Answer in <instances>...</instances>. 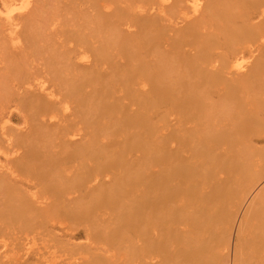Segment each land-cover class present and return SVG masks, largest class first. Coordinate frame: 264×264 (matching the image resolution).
Listing matches in <instances>:
<instances>
[{"label": "bare ground", "instance_id": "6f19581e", "mask_svg": "<svg viewBox=\"0 0 264 264\" xmlns=\"http://www.w3.org/2000/svg\"><path fill=\"white\" fill-rule=\"evenodd\" d=\"M48 1L27 0L17 10V0H3L0 63L27 60L36 51L32 42L43 47L49 28L39 21ZM137 1L84 0L93 4L94 23L110 19V33L123 45L114 67L93 42L67 57L66 69L47 61L50 75L12 65L18 82L0 108V226L4 217L16 218L34 232L95 209L102 212L92 223L99 237L74 242L77 249L55 264H107L102 253L92 261L83 254L107 252L119 241L107 237L111 231L123 242L137 239L147 264H264V0H153L157 12L149 0V10ZM90 50L98 56L88 63ZM215 94L229 111H192ZM175 104L180 112L167 117ZM21 109L29 113L13 129L12 112ZM244 181L247 195L257 191L244 212L251 208L253 219L239 222L231 252L245 192L212 206ZM254 220L260 231L247 230ZM219 245L230 252L213 259ZM32 252L15 261L28 264Z\"/></svg>", "mask_w": 264, "mask_h": 264}, {"label": "rangeland", "instance_id": "374dc122", "mask_svg": "<svg viewBox=\"0 0 264 264\" xmlns=\"http://www.w3.org/2000/svg\"><path fill=\"white\" fill-rule=\"evenodd\" d=\"M26 1L17 0V2L14 3V8L15 9L18 8L17 10L23 8V6H25ZM112 1L113 0L110 1L106 0V2H112ZM146 1L148 2V0ZM146 1L139 0L135 3L138 6V8H141L142 10H149L151 7H149V4L147 5V3L144 4V2ZM149 1L152 2L153 5L150 4V6L154 7L155 11L159 9L158 8L159 4L154 3L156 0H154V2L153 0H149ZM158 1L159 0H157V2ZM48 2H49L48 6L44 8L45 16L43 19L39 21V24L44 27L47 26L49 29H52L54 24H56L57 26L59 25V30L50 31L49 29H45L46 32H44L43 35L41 36V39L44 41L41 42L43 47L40 46L38 42L30 43L29 45L36 48V51L34 50V52L30 55V57L27 60L26 59L17 60L16 63H12L7 60H4L2 63H0V108L2 105H4L3 103H7L8 100L12 98L11 89L13 85L18 82L15 80L14 71L11 69L13 64L15 65V67H22L24 69H30L31 71L42 69L45 70L47 75H50L49 72L50 68L47 61L53 62V60H56L57 62H59V68L66 69L68 65L66 58L67 57L69 58L74 52H78V50L79 51L82 50L80 48L83 42H89V43L93 42L97 46L99 45V47H102V49L99 50L102 53H106L107 56H111L109 60H106L107 65L109 64V66L114 67L115 65L118 64L117 61L121 60L122 58L123 54L120 51L123 48V45L118 41L115 35L110 33V27H108V22H110V19H107V21L103 23H98V24L94 23L93 20L94 18L90 14L93 11V4L88 5L84 2V0H49ZM168 4H170V2ZM0 8H3V0H0ZM175 8L173 14H177V13L179 14L180 12L177 11V9ZM177 8L180 9V7L178 6ZM177 15L176 17L175 15L172 17L173 20L176 19L175 20L176 22L180 21V19H177ZM94 26L97 27V30L100 33H97L96 35L93 36ZM126 26L127 25H124V27ZM143 41L146 42L147 40L142 39V42ZM211 48L213 49V47ZM86 55H90V57L87 56L85 58V60L87 59L86 62L88 63L90 61L92 62L93 59H97L96 57L98 56L92 54V50H90V52H88V54ZM72 75L74 74L70 73L68 77H72ZM214 90L215 88H213L211 91ZM195 103L192 108V111L195 114L201 113L202 112L201 110H203V108H210L215 110L218 109L220 110V112H223V114L226 111H229L226 108L228 103L222 102L216 94L213 98L207 96V98L202 100L201 102H197L196 104ZM25 111L29 113L28 110L26 109L13 110L12 118L10 120V125L13 129H17L22 126L23 116L24 114H27ZM175 112H180V106H177L176 104L172 105L171 107H168V109L166 110V116L169 117V115ZM170 124L171 122L169 123V125ZM169 125L166 126L168 127ZM42 137L46 139L47 138L50 139L51 135L46 134ZM262 144L264 143L263 142L258 143V146H261ZM184 152L186 153V151ZM226 170L232 172L227 168ZM184 178H188V177H184ZM231 184L232 181L229 184L227 183V185L226 183H222L219 185V188L222 187L229 188ZM249 186L250 183L248 181H244L243 183L238 185V189L235 190L236 192H232L230 195L223 198L220 202L218 201L217 204L212 207H216L220 205H229L232 202L233 203L237 202L239 200L240 195L243 194V191L244 192L247 191ZM24 187L26 188V186ZM76 188L82 189V186L76 185ZM50 192H54V191L51 190ZM256 192L257 191H255L253 195H249V194L247 195L246 192L244 193L245 198L242 204H240V207L238 209V217H237V221L235 222L236 225L231 229L230 232V234H232L230 239L231 247H229V245L227 246L219 245L217 251L214 254H212L213 259H215V256L219 257L223 253L226 254L230 252V250H228V247L231 248V252H233L235 243L239 242L238 240L239 238L237 235L239 222L242 220V222L244 221L246 223L253 219V216L250 213L251 208H249V212L247 214H244V212H246V208L248 207L251 199L253 198ZM101 215H102L101 211L99 210L95 211V209H92V211L85 213L77 218L66 219V221L64 219L62 220L57 219L54 220L57 221V223L55 222V224L54 222L51 221L52 223L49 224L38 225L37 228H35L34 232L33 231L27 232L22 227H20L21 226L20 222L22 221L21 219H16V218L8 219L4 217L3 222L6 224L5 226L4 225L0 226V236L3 237V240L2 239L0 240V260H1L0 264H17V262L15 261L16 256H18L19 254L20 255L25 254L28 248H30L31 252L33 251L31 253L32 258L30 257V261L28 262V264H55L57 261L61 262L62 260L63 261L67 260L66 258H69L70 253H72L73 251H75V249H77L73 246L74 242L84 245L92 242L97 237H99V233L97 231H94V229H92V223L95 220H99ZM60 221L63 222L62 225L59 223ZM75 223L78 224L76 225V227L75 225H73ZM79 223H82V225H79ZM258 224H259L258 221H256L247 230L257 229L260 231L261 228H259ZM70 225L71 227H69ZM131 233H132V229L129 228L125 231L124 236L129 237ZM122 235L123 234L119 231L109 232L107 234V237L118 239L119 241L117 243H115L112 247L109 246L107 252L98 251L97 249L91 251L86 250L83 256L85 258H88L90 261H92L95 258H98V256H96L98 255V253L99 254L102 253L108 259L107 264H147L146 261H148L149 258H147L144 255H139L138 246H135V244L137 243V239L133 240L129 238L132 242L134 241V244H131L132 242L131 243L123 242L122 239L124 237ZM68 242L71 244H69ZM40 250H42L44 253L42 257L38 256V252H40ZM61 264H63V262ZM77 264H91V263L89 261L80 259L78 260Z\"/></svg>", "mask_w": 264, "mask_h": 264}]
</instances>
